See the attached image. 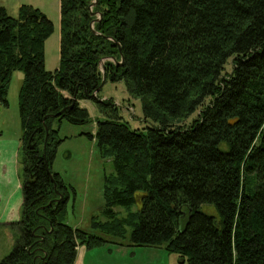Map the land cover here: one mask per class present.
<instances>
[{
	"label": "trees",
	"instance_id": "obj_1",
	"mask_svg": "<svg viewBox=\"0 0 264 264\" xmlns=\"http://www.w3.org/2000/svg\"><path fill=\"white\" fill-rule=\"evenodd\" d=\"M60 8V62L48 70L53 21L32 4L17 16L0 7L1 104L14 72H24L21 217L8 224L17 237L0 264H73L79 246L105 245L164 248L182 264H264V0ZM104 75L125 82L151 126L133 128L114 98L100 96ZM84 100L102 114L87 134L115 169L103 190L108 219L92 216L89 228L67 222L68 188L52 171L63 140L54 119L92 122Z\"/></svg>",
	"mask_w": 264,
	"mask_h": 264
},
{
	"label": "rangeland",
	"instance_id": "obj_2",
	"mask_svg": "<svg viewBox=\"0 0 264 264\" xmlns=\"http://www.w3.org/2000/svg\"><path fill=\"white\" fill-rule=\"evenodd\" d=\"M24 3L39 7L54 23V32L45 42V55L46 68L55 70L60 62V0H0V7L6 8L10 15L17 16L19 7ZM231 68L230 60L226 65V70L231 71ZM23 79V71L17 70L14 72L8 90V105L0 103V133H3V143L11 144L14 147L17 146L22 135L18 95ZM100 96L114 98L115 103L121 108L122 115L131 123L133 128L145 129L153 124L152 121L144 120L140 99L130 97L123 80L117 82L108 80L103 86ZM81 103L89 109L93 119L92 122L75 125L65 119L62 121L54 119V128L60 130L59 136L63 140L57 147L52 171L60 175L68 188L70 196H68L66 210L67 222L78 227L89 228L92 216H97L100 220L108 219V216L103 212V190L105 176L115 172V169L112 159L102 158L96 145V139L90 138L87 134L95 132L96 119L102 114L91 100H84ZM12 165H15V168L10 170ZM21 170H23V166L19 161L15 164V159L12 160L11 164L4 161L3 166L0 165V192L3 195H13L14 209L20 208V213L23 200L20 187ZM10 172L12 173V182L7 186L5 178L8 180ZM1 201L0 204L3 203V199ZM134 209H137V206H134ZM201 209L205 213L214 216L216 225L221 228V216L213 204L204 203ZM115 210L119 212L120 216L127 213L124 206H117ZM8 228L11 230L17 229L16 227L12 229L9 225ZM16 237L17 232L15 231L13 235L14 242ZM12 249L11 237L6 235V229L0 227V261ZM127 250L129 255L106 256L102 259L101 264H172L171 258H176L178 262L177 255L164 248L137 247ZM134 250L137 251L133 256L132 252ZM176 264L182 263L178 262Z\"/></svg>",
	"mask_w": 264,
	"mask_h": 264
},
{
	"label": "crops",
	"instance_id": "obj_3",
	"mask_svg": "<svg viewBox=\"0 0 264 264\" xmlns=\"http://www.w3.org/2000/svg\"><path fill=\"white\" fill-rule=\"evenodd\" d=\"M60 36H61V21H60ZM82 104V103H81ZM84 104V103H83ZM85 106V105H83ZM4 137L3 133H0V165L3 166L4 161H7V163H12V160L15 159V164L18 162V149L20 146V140L18 141L17 146L8 145L3 143ZM15 168V165L10 166V170H13ZM7 171V170H6ZM12 173L10 172V177L8 180H6V185L9 186L12 182ZM21 187V185H20ZM3 199V203L0 204V227L1 229H6V235L11 237V244L14 245L13 235L14 231L8 228V224L11 221H16L19 219L20 216V208L14 209L13 205V195H6L1 194L0 192V201ZM2 202V201H1ZM72 225V224H71ZM74 227H78L73 225ZM10 243V242H9ZM129 248H137V247H122L117 245H105L95 248H86L85 246H79L77 249V256L73 264H101V261L106 256H118L120 254L122 255H129L128 250ZM149 249H154L155 247H146ZM137 250H134L132 252V255L134 256L136 254ZM175 257V256H174ZM181 263L178 259V262L176 258H171L172 264Z\"/></svg>",
	"mask_w": 264,
	"mask_h": 264
},
{
	"label": "water",
	"instance_id": "obj_4",
	"mask_svg": "<svg viewBox=\"0 0 264 264\" xmlns=\"http://www.w3.org/2000/svg\"><path fill=\"white\" fill-rule=\"evenodd\" d=\"M100 17H101V14H100ZM105 83H106V76L104 75V78H103V81H102V83H101L100 88L103 87V86L105 85ZM100 88H98L97 92L99 91ZM46 130L48 131V127H46ZM46 140H47V138H46ZM56 187H57V184H55V188H56ZM57 192L60 194V196H59V198H57V199H55V200H56V201H60V200L63 198V194L60 193L59 190H58ZM51 203H52V202H50L49 204H51Z\"/></svg>",
	"mask_w": 264,
	"mask_h": 264
},
{
	"label": "flooded vegetation",
	"instance_id": "obj_5",
	"mask_svg": "<svg viewBox=\"0 0 264 264\" xmlns=\"http://www.w3.org/2000/svg\"><path fill=\"white\" fill-rule=\"evenodd\" d=\"M67 196H70L69 194Z\"/></svg>",
	"mask_w": 264,
	"mask_h": 264
}]
</instances>
